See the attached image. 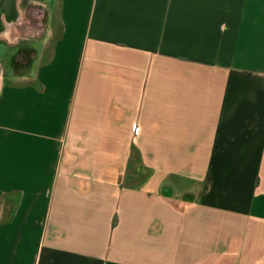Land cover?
<instances>
[{"label": "crops", "instance_id": "crops-1", "mask_svg": "<svg viewBox=\"0 0 264 264\" xmlns=\"http://www.w3.org/2000/svg\"><path fill=\"white\" fill-rule=\"evenodd\" d=\"M0 82V264H264V0H49Z\"/></svg>", "mask_w": 264, "mask_h": 264}, {"label": "rangeland", "instance_id": "rangeland-1", "mask_svg": "<svg viewBox=\"0 0 264 264\" xmlns=\"http://www.w3.org/2000/svg\"><path fill=\"white\" fill-rule=\"evenodd\" d=\"M25 3L40 10L39 26L34 29L27 28L22 35L17 36L12 31L6 34V38L0 37V82L11 76L22 75L33 65L35 52L40 45L39 40L45 33L49 0H26Z\"/></svg>", "mask_w": 264, "mask_h": 264}, {"label": "flooded vegetation", "instance_id": "flooded-vegetation-1", "mask_svg": "<svg viewBox=\"0 0 264 264\" xmlns=\"http://www.w3.org/2000/svg\"><path fill=\"white\" fill-rule=\"evenodd\" d=\"M25 1L0 0V37L6 38V34L12 33V31L17 36L22 35L25 34L27 28L34 29L39 26L40 10L26 4ZM12 27L15 29L13 30Z\"/></svg>", "mask_w": 264, "mask_h": 264}]
</instances>
